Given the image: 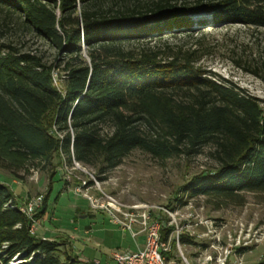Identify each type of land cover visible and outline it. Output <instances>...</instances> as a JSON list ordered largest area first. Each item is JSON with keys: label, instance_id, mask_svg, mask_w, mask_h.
<instances>
[{"label": "trees", "instance_id": "16d2710c", "mask_svg": "<svg viewBox=\"0 0 264 264\" xmlns=\"http://www.w3.org/2000/svg\"><path fill=\"white\" fill-rule=\"evenodd\" d=\"M100 1L0 0L4 27L16 24L56 54L48 64L0 36V170L19 181L48 175L34 220L61 166L103 174L134 151L165 161L208 147L216 167L181 188L186 198L242 206L249 194L264 202V102L195 67L194 53L161 60L158 50L127 49L190 32L207 24L201 15L210 26L264 29V0ZM17 206L0 183V264H81L65 239L31 234L33 221Z\"/></svg>", "mask_w": 264, "mask_h": 264}, {"label": "rangeland", "instance_id": "374dc122", "mask_svg": "<svg viewBox=\"0 0 264 264\" xmlns=\"http://www.w3.org/2000/svg\"><path fill=\"white\" fill-rule=\"evenodd\" d=\"M136 1L147 4L159 0H101L100 3L107 7ZM172 1L193 3L201 0ZM203 16L198 17L207 24L197 28L194 26L190 32L142 41L127 49L158 50L161 51V60L178 52L179 55L194 53L195 67L215 73L245 95L264 102V29L240 24L210 26L208 16ZM8 27L0 22V36L4 40H12L23 51L42 56L48 64L53 62L56 54L46 43L16 24ZM82 57L86 59L85 54ZM61 77L62 72L53 73L59 90L62 89ZM215 167L208 147L190 158L182 156L165 161L134 151L119 167L103 174L96 168L75 163L72 167L63 165L53 178L43 224L51 232H61L54 235L58 237L55 240L68 241L63 234L71 237L74 240L72 250L79 253L81 260L95 258L103 261L116 249L130 252L139 250L144 245V235L133 239L130 232L112 224L106 213L92 210L86 198L101 201L104 196H109L125 206L148 205L161 209L151 211V215L166 225L169 217L165 212H177L178 226L184 227L181 239L188 241L181 244V249L190 261L201 254L214 255L212 246H224L229 237L235 239L242 236L252 241L251 246L239 254L242 264H264V202L259 197L244 195V205L226 206L212 199H188L181 192V188L193 176ZM0 183L9 187L21 206L31 198L45 197L49 177L34 171L19 181L0 170ZM40 220L32 217L34 235L42 238L44 227ZM187 225L191 228H185ZM86 228L91 229L89 236L83 234ZM258 236L261 242L254 245L253 239ZM233 262L234 258H231L230 264Z\"/></svg>", "mask_w": 264, "mask_h": 264}, {"label": "built area", "instance_id": "2783aa9c", "mask_svg": "<svg viewBox=\"0 0 264 264\" xmlns=\"http://www.w3.org/2000/svg\"><path fill=\"white\" fill-rule=\"evenodd\" d=\"M90 207L94 211L106 213L112 224L121 226L122 230L131 233L133 239L139 235H144V245L142 249L135 252L116 249L111 252L110 262L101 263L99 261H87L77 258L81 264H242L240 252L251 246V239L238 236L231 239L224 246H212L213 254H201L190 261L184 256L181 249V237L183 228L178 226L177 212H165L169 221L167 225L161 219H153L151 211L161 210L148 205L125 206L114 198L104 196V199L97 201L87 197ZM42 197L31 198L21 206H17L19 213L27 219L32 220L33 215L42 205ZM34 222L31 226V234H34ZM185 228H191L187 225ZM165 233V237L162 234ZM218 241V239H216ZM261 239L255 237L253 244H259Z\"/></svg>", "mask_w": 264, "mask_h": 264}, {"label": "crops", "instance_id": "0c3cea01", "mask_svg": "<svg viewBox=\"0 0 264 264\" xmlns=\"http://www.w3.org/2000/svg\"><path fill=\"white\" fill-rule=\"evenodd\" d=\"M76 211H78V209H76ZM41 221H42V223H41ZM40 223H41V225L44 227V229H43V231H42V234H41V236H42V238L41 239H43V240H55L56 238H58V237H54V235H58V233H60L61 234V232H58V231H54V232H51L50 230H48L47 228H45V226H44V221H43V217L41 218V220L39 221ZM63 234V233H62ZM83 234L84 235H86V236H89L90 234H91V229L90 228H86L85 230H84V232H83ZM65 237H66V239L68 240V243L71 245L72 244V241H74L71 237H69V236H66L65 234H63ZM143 248V247H142ZM142 248H139V249H142ZM112 252V251H111ZM111 252H110V254H109V256H107L106 258H105V260H103V261H100V260H97V259H95V258H93V259H90V258H88V259H85V260H87V261H99V262H101V263H108V262H110V256H111ZM74 253V252H73ZM74 255L75 256H77V257H81L80 255H79V253H74Z\"/></svg>", "mask_w": 264, "mask_h": 264}]
</instances>
